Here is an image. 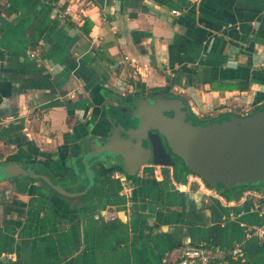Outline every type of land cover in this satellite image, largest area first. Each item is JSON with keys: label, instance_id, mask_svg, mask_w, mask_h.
Listing matches in <instances>:
<instances>
[{"label": "crops", "instance_id": "0c3cea01", "mask_svg": "<svg viewBox=\"0 0 264 264\" xmlns=\"http://www.w3.org/2000/svg\"><path fill=\"white\" fill-rule=\"evenodd\" d=\"M67 7L59 19L55 0H0V164L87 188L69 197L39 178H0V264H161L183 242L238 245L241 264H264V186L226 191L166 167L128 176L82 162L84 140L109 132L116 97L178 96L208 119L264 105V0Z\"/></svg>", "mask_w": 264, "mask_h": 264}, {"label": "water", "instance_id": "95a60500", "mask_svg": "<svg viewBox=\"0 0 264 264\" xmlns=\"http://www.w3.org/2000/svg\"><path fill=\"white\" fill-rule=\"evenodd\" d=\"M119 102L106 103L109 132L83 142L82 162L88 167L116 166L134 176L149 163L170 168L178 181L181 165L211 188L264 185V107L247 115L227 114L220 120L193 123L187 104L178 96L137 97L130 108L120 109L118 117L110 108ZM21 177L39 178L63 196L75 197L87 190L69 192L46 174L16 162L0 164V178L17 182Z\"/></svg>", "mask_w": 264, "mask_h": 264}, {"label": "built area", "instance_id": "2783aa9c", "mask_svg": "<svg viewBox=\"0 0 264 264\" xmlns=\"http://www.w3.org/2000/svg\"><path fill=\"white\" fill-rule=\"evenodd\" d=\"M73 0H55L60 5H64L63 9L56 10V16L59 19H64L67 15V4H70ZM66 6V7H65ZM171 13L177 16L180 11L178 9H172ZM31 57H37L38 53H30ZM247 115V114H245ZM257 212L264 215V204L261 206L257 205ZM232 215V214H230ZM116 216L115 211H110L107 215L108 219H112ZM258 228H255L254 234ZM260 234H264V230L258 229ZM246 255L244 251L238 246L234 245L225 253L217 251L212 246L204 242H183L177 248V257L173 260L164 258L161 264H232L231 262H237L241 264L245 262Z\"/></svg>", "mask_w": 264, "mask_h": 264}, {"label": "flooded vegetation", "instance_id": "af4514ba", "mask_svg": "<svg viewBox=\"0 0 264 264\" xmlns=\"http://www.w3.org/2000/svg\"><path fill=\"white\" fill-rule=\"evenodd\" d=\"M155 96H165V95L160 94V95H155ZM141 97H143V96H141ZM136 98H137V97L127 99L125 95H123V96H121V97H116V98H114V100L117 99V100H119L120 102H119L118 105H116V106L114 105V106H112L110 109H115V110H116V116L119 117V116L122 114L121 111H120V109H122V108H130L132 102H133ZM112 100H113V99H112ZM112 100H110V101H112ZM108 111H109V110H108ZM166 114H167V115H172L171 112H167ZM142 145L144 146L145 144L143 143ZM172 157H173L174 160H176V161L179 160L178 157H176L175 155H172ZM147 164H149V163H147ZM184 171H185V169H184L181 165H178V168H177V171H176L177 174H178V179L181 178V176L183 175L182 173H184Z\"/></svg>", "mask_w": 264, "mask_h": 264}, {"label": "trees", "instance_id": "16d2710c", "mask_svg": "<svg viewBox=\"0 0 264 264\" xmlns=\"http://www.w3.org/2000/svg\"><path fill=\"white\" fill-rule=\"evenodd\" d=\"M239 87H240V89H245L246 88V85H244V84H239L238 85ZM264 107V105H262L261 107H258V108H256L255 110H253L252 112H254V111H256V110H259V109H261V108H263ZM251 112V113H252ZM250 114V113H249ZM194 117L195 118V120L196 121H193V123H204V122H208V121H210V120H214V119H208V118H206V119H199V118H197V116H195L194 114H192L191 113V117ZM190 117V118H191ZM193 117L191 118V119H193ZM183 175L181 176V177H183L184 175H186V174H192L191 172H189L188 170H186L185 169V171H184V173H182ZM195 176H197V175H195ZM205 184V183H204ZM261 186H264V185H260V186H239V187H236V188H233V189H229V190H226V189H224L220 184H218V187L216 188V189H224V190H226V191H233V190H240V191H242V190H244V189H248V188H256V187H261ZM230 263H232V264H237V262H231L230 261Z\"/></svg>", "mask_w": 264, "mask_h": 264}, {"label": "rangeland", "instance_id": "374dc122", "mask_svg": "<svg viewBox=\"0 0 264 264\" xmlns=\"http://www.w3.org/2000/svg\"><path fill=\"white\" fill-rule=\"evenodd\" d=\"M191 117V116H190ZM193 117V116H192ZM191 117V118H192ZM199 119H206V118H204V117H202V116H200V117H198ZM222 118V116H220V117H215V118H213L214 120H220ZM193 121H196L195 120V118L193 117V119H192ZM191 175H193V176H195L194 174H191ZM201 182H203L198 176H196Z\"/></svg>", "mask_w": 264, "mask_h": 264}]
</instances>
